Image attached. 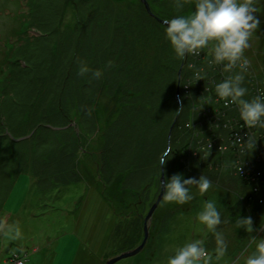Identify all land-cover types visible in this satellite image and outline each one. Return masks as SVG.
Masks as SVG:
<instances>
[{"label": "trees", "instance_id": "trees-1", "mask_svg": "<svg viewBox=\"0 0 264 264\" xmlns=\"http://www.w3.org/2000/svg\"><path fill=\"white\" fill-rule=\"evenodd\" d=\"M147 1L153 14L146 10L140 0H87L86 6L83 0H74L75 25L58 34L54 30L58 24L55 23L58 22L55 17L57 15L50 11L52 4L49 3L43 13H38L40 9L37 7V0H30L33 2V6L30 4L31 18H25L26 22L18 27L21 29L18 33L26 36V46L36 48V53L28 58L30 63L25 65L17 58L20 55L24 57L25 50L20 55L16 54L15 62L13 56L9 57L7 61L10 62V75L4 76L2 82L6 81L3 83L0 79V209L7 192L13 186L15 176L23 171L20 169L11 177V166H22L14 160L18 152L15 148L28 147L27 141L30 139L15 138L29 134L38 125L35 138L32 137L35 144L45 138L55 139V144L60 143V137L63 136L59 137L56 134L59 130L52 126L66 127L69 121H73L74 125L60 132L70 133V137L78 144H90L88 135L91 136L94 132L98 117L95 114V92L101 91L116 93L112 94L114 96L120 93L122 99L118 102L128 101L124 104L128 118L134 114L139 119L145 118L143 112H149L150 115L148 120H139L142 126L138 128L141 129L132 126L131 123H139L133 119L123 129L117 120L110 122L108 129H104V132L113 130L112 139L116 141L115 147L118 146V153L121 154L119 159H124L123 153H132L135 160L137 158L136 163H130L134 165L132 169L128 165L121 170L117 169L120 171L117 175L124 179H116L114 173H106V162H103L101 156L97 160L99 170H103L109 182L113 180L118 183L123 181V185L125 183V188L121 184L118 188L124 190L122 203L130 200V205L135 209L139 196L140 202H143L142 198L148 196L151 186L156 187L153 197L156 196L161 175L158 157L164 146L168 145L167 148L171 149L168 153L170 158L162 165L167 174L179 170L185 175L203 174L212 178L214 173L219 174L222 164L233 165L230 172L235 185L237 180L239 182L237 177H240L243 186L242 190L237 191L238 194L241 192V197L237 201L239 209L236 212L238 215L241 213V216H250L253 227L264 226V161L260 160V155L264 156V129L244 126L238 117L236 105L226 106L216 96L211 82L220 79L219 73H228L220 65L208 63L211 59L210 52L201 50L198 55L186 52L183 57H177L165 39V24L162 19L188 14L194 8V0H181L183 7L179 9L176 7V0ZM90 11H93L92 14H100L91 16ZM59 15L61 16V12ZM105 20L111 24L104 33L98 34L96 28ZM29 26L52 32L47 37L42 34V39L36 38L27 34ZM68 41L70 47L67 49ZM32 53L31 50L29 55ZM82 62L89 65V71L79 73L78 68ZM16 66L22 72L20 78H15L16 71L13 68ZM97 68L101 69L98 77L92 75V71ZM196 71L204 72L205 76L196 79L193 75ZM229 71L234 72L235 68ZM7 83L11 86L6 85ZM80 95L87 98L82 100L84 104L79 101L75 103ZM177 96L181 102H178ZM250 96L252 88H249L245 98ZM4 97L8 99L5 104L1 101ZM83 110L88 114H83ZM210 116L212 117L209 118ZM19 120L24 123L20 128ZM76 125L78 132L74 129ZM118 127L119 133H122L120 136L116 133ZM232 132H239L238 135L245 140L247 136L244 134L248 132V135L256 137V145L241 151L238 135L230 136ZM105 137L100 149L103 153L109 150ZM260 148H263L261 152ZM122 149L124 150L121 151ZM58 160L61 161L60 158ZM42 164L50 166L51 161L47 160ZM120 165L118 162L117 167ZM66 171L72 173L74 168ZM6 174L10 175L9 178ZM138 181L139 184L142 182L143 188L139 187ZM103 195L109 204L116 207L113 200L115 195L112 196L108 191ZM134 197L136 200L132 201ZM197 197L193 195L196 200ZM220 197L225 199L223 194ZM258 198L263 201L258 202ZM123 205L126 206V203ZM256 231L253 229L250 232Z\"/></svg>", "mask_w": 264, "mask_h": 264}, {"label": "rangeland", "instance_id": "rangeland-1", "mask_svg": "<svg viewBox=\"0 0 264 264\" xmlns=\"http://www.w3.org/2000/svg\"><path fill=\"white\" fill-rule=\"evenodd\" d=\"M73 1L37 0L36 4L40 9L38 13H43L45 7L49 3L52 4L50 11L56 13L57 16L55 17L58 21L55 22L58 24L55 25L54 30L61 34L65 29H72L75 25ZM86 1L83 0L84 6H86ZM140 2L145 6L142 0ZM30 4L33 6V2L31 3L30 0H0L1 82L5 75H10L8 72L10 62L7 61L9 57L13 56L14 61L16 54L20 55L25 50L24 57L22 55L17 57L19 62L25 65L30 63L28 58L36 53V48L26 46V36L18 33L21 30L18 27L26 22L25 18H31L30 8L32 6ZM260 7L261 11L257 14L261 17V23L249 38V47L244 50V55L248 58V70L244 74L243 83L248 91L249 88H252V95L264 92V4ZM60 12L61 16L59 15ZM92 13L93 11H90L91 16L100 14ZM110 24L111 22L105 20L96 28L97 33H104ZM27 30V34L30 36L41 39L43 38L42 34L47 37L52 32V30L40 31L31 26ZM68 38H70V34ZM69 41L67 49L70 47ZM31 50L33 53L29 55ZM2 63L5 65L2 66ZM13 70L16 71L15 78H20L22 74L20 68L16 66ZM237 70L235 68V71ZM225 75L227 74L220 75L219 73L220 79L224 78ZM6 85L11 86L9 83ZM248 91L245 95L248 94ZM95 93V114L98 117L94 132L91 136L88 135L90 144H78L70 137V133L60 132L74 125L73 121H69V125L66 127L52 126L55 130H59L56 131L59 137L63 136L60 137V143L56 142L55 144V139L45 138L44 141L39 140L35 144L32 137L35 138V129L38 125L32 128L29 134L15 138L18 140L30 137L27 141L28 147L15 148L18 152L14 160L22 166L21 168L19 165L11 166V177L15 176L16 171L20 169L23 171L15 176L13 186L7 192L6 200L0 209V220L14 226L18 224L22 234L13 239L10 234H5L8 231L6 228H0V264H18L15 260H22L23 264H105L108 258L132 249L142 242L144 238V216L156 200L161 189V182L155 197L153 196L156 187L151 186L148 196L142 198L143 202H140L141 197L139 196L137 207L133 209L130 200L124 202L126 206L121 202L124 190H118V188L120 184L123 185V181L121 183L113 180L109 182L103 174V170H99L97 160H100L101 156L103 162H106L105 172L114 173L116 179H124L123 176L117 175L120 174L117 169L121 170L123 166L127 165L132 169L134 165L130 163H136L137 158L135 160L132 153L130 155L123 153L124 159H119L121 154L118 153V146L115 147L116 141L112 139L113 130L104 132V129H108L107 125L114 120H117L123 129L126 124L129 125L131 119L148 120L150 115L149 112H143L145 118L139 119L137 114L128 118L125 111L126 107H124L128 101L118 102L122 99L120 93L118 96L112 95L116 93L101 91ZM177 98L178 102H181L180 97L177 96ZM76 99L75 103L78 101L83 103L82 100L87 98L80 95V99L78 97ZM7 100L4 97L1 101H4L5 104L8 102ZM81 112L88 114L86 110ZM77 118L79 119V117ZM23 124L20 120L18 121L19 128ZM131 124L137 126V129H141L138 128V126H142L140 121L136 125ZM120 127L116 129L117 134L120 132ZM74 129L76 132L79 131L77 125L74 126ZM121 134L119 133V136ZM168 134L167 143L169 144ZM238 134L232 132L230 136ZM104 137L105 144L109 148L107 153L100 151L102 144H104ZM167 146L165 145L164 149ZM262 150L263 148H260L259 151ZM260 158L263 162L264 156L260 155ZM47 160L51 161L50 166L42 164ZM118 162L121 163L119 167H117ZM6 166L8 169L9 163ZM231 166L233 167V165ZM231 166L222 164L218 170L219 174L215 175L214 173L212 178L208 177L213 183L204 194H197L196 186L191 185L190 190L198 196L197 200L193 198L191 201L177 203L164 201L161 198L149 220L144 246L137 253L121 258L113 264H165L167 256L172 254L177 245L183 243L185 239L196 236H200L206 249L211 252L215 246L214 235L211 231L204 229L203 225L195 219V213L200 209L201 202L205 198L214 199L217 205L222 204L217 206L221 211L222 222L216 228L222 232L227 245L224 255L218 260L211 259L209 264H244V256L254 251V242L249 244L250 237L264 235V228H258L255 225L253 229L257 231L253 233L246 231L243 226H236L235 221L241 216L240 212L239 215L236 212L239 209L237 201L241 197V192L238 194L237 191L242 190L243 186L240 177H237L239 182L237 180L235 185L232 172H230V169H233ZM70 168H74L72 173L66 171ZM133 170L136 172L135 168ZM6 175L9 178L10 175ZM139 183L140 181H138ZM124 186L125 183L122 188H125ZM139 187L143 188L142 182ZM107 191L112 196L115 195L113 200L116 207L109 204L107 198L104 197L103 194L104 192L106 194ZM220 194H223L225 199L222 200ZM135 200L136 197L132 199V201ZM194 200L196 202H193ZM257 200L258 202L263 201L259 198ZM242 250L244 256L241 255ZM212 255L214 256V253ZM14 258L16 259L14 260Z\"/></svg>", "mask_w": 264, "mask_h": 264}, {"label": "clouds", "instance_id": "clouds-1", "mask_svg": "<svg viewBox=\"0 0 264 264\" xmlns=\"http://www.w3.org/2000/svg\"><path fill=\"white\" fill-rule=\"evenodd\" d=\"M262 4L264 0H194V8L188 14L173 15L162 21L165 24L164 37L177 57H183L186 52L198 55L201 50H205L211 54L208 63L220 65V68L228 73L224 78L211 82L213 91L226 106L235 104L243 125L253 129H264V92L245 98L248 89L243 81L248 70V58L244 55V50L249 47V38L261 23V17L257 13L261 11ZM176 7H183L181 0H176ZM233 68L238 70L229 71ZM78 71H89V65L82 62ZM92 75L100 76L101 69L93 70ZM193 75L200 79L205 73L196 71ZM244 135L247 136L246 140L240 135L237 137L241 151L256 145V137L248 135V132ZM170 151L171 149L165 148L158 157L161 173L164 172L162 165L170 158ZM161 182L164 189L162 199L177 203L192 200L194 192L190 190L191 185L196 186L197 194H204L213 183L206 175H185L179 170L171 174L164 173ZM201 204L195 213V219L204 229L213 233L214 248L211 252L206 249L200 236L185 239L167 256L165 264H209L211 259L218 260L224 255L226 241L222 232L216 228L222 222L221 211L214 199L205 198ZM235 223L237 226H243L246 231L253 230L250 216L238 217ZM0 228H6L8 231L5 234H10L13 239L22 234L18 224L14 226L0 220ZM252 242L254 251L246 256L243 250L241 252L244 264H264V235L251 236L249 244Z\"/></svg>", "mask_w": 264, "mask_h": 264}, {"label": "water", "instance_id": "water-1", "mask_svg": "<svg viewBox=\"0 0 264 264\" xmlns=\"http://www.w3.org/2000/svg\"><path fill=\"white\" fill-rule=\"evenodd\" d=\"M142 1L145 3V7H146L147 11L150 12V14H153L152 11H151V9H150V6H149L147 0H142ZM162 21H165V19H162ZM179 73H180V70H179ZM172 125H171V127H172ZM163 177H164V172H162L161 175H160L161 181H162ZM163 190L164 189H163V185H162V182H161L160 192H159L156 200L151 204V206H150L147 214L144 217V225H143V228H144V238H143L142 242L139 245H137L136 247L132 248V249H128V250L122 251L121 253L116 254L115 256H112V257L108 258L105 261V264H113V263H115L117 260H119L121 258L128 257L130 255H133V254L137 253L144 246L145 241H146V237H147V234H148V223H149V219L151 218L152 212L155 210V208L157 207L159 201L162 198Z\"/></svg>", "mask_w": 264, "mask_h": 264}, {"label": "built area", "instance_id": "built-area-1", "mask_svg": "<svg viewBox=\"0 0 264 264\" xmlns=\"http://www.w3.org/2000/svg\"><path fill=\"white\" fill-rule=\"evenodd\" d=\"M16 258H14V260H15ZM18 264H20V262H22V264H23V261L22 260H15Z\"/></svg>", "mask_w": 264, "mask_h": 264}, {"label": "bare ground", "instance_id": "bare-ground-1", "mask_svg": "<svg viewBox=\"0 0 264 264\" xmlns=\"http://www.w3.org/2000/svg\"><path fill=\"white\" fill-rule=\"evenodd\" d=\"M238 141V140H237ZM160 182H161V179H160ZM157 198V197H156ZM260 200H263L262 198H259ZM260 202H262V201H260ZM145 217V216H144ZM150 220V219H149ZM144 225V224H143ZM143 230H144V228H143Z\"/></svg>", "mask_w": 264, "mask_h": 264}]
</instances>
